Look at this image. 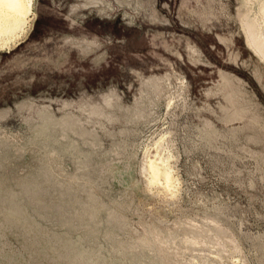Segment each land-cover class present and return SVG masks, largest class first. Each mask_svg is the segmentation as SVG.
Returning <instances> with one entry per match:
<instances>
[{
	"label": "rangeland",
	"instance_id": "1",
	"mask_svg": "<svg viewBox=\"0 0 264 264\" xmlns=\"http://www.w3.org/2000/svg\"><path fill=\"white\" fill-rule=\"evenodd\" d=\"M257 3L33 0L0 47V264H264Z\"/></svg>",
	"mask_w": 264,
	"mask_h": 264
},
{
	"label": "bare ground",
	"instance_id": "2",
	"mask_svg": "<svg viewBox=\"0 0 264 264\" xmlns=\"http://www.w3.org/2000/svg\"><path fill=\"white\" fill-rule=\"evenodd\" d=\"M33 5H34L33 0H0V47L3 48V46L8 45L9 42L16 40V38L18 39V37L25 32L26 29L25 23H27L30 14L33 13ZM263 10H264V4L263 5H261L260 3L255 4L254 10L246 14L244 18L243 29H245V35L248 46L253 49L254 53H256L257 56H260L261 58L264 59V11ZM9 45L8 48L10 47ZM149 161H150L149 167L152 176L157 177L158 173H160L159 171L160 169L158 165H156L157 163L155 164V162L152 160ZM162 162H164V160H162ZM164 164H167V161ZM170 169L171 168L167 167L163 169V171H161L163 172L162 175L163 178L166 179V181L168 178H170L171 181L172 171Z\"/></svg>",
	"mask_w": 264,
	"mask_h": 264
}]
</instances>
